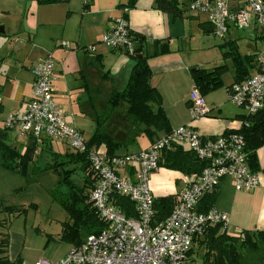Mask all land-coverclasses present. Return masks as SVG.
<instances>
[{"label": "crops", "instance_id": "1", "mask_svg": "<svg viewBox=\"0 0 264 264\" xmlns=\"http://www.w3.org/2000/svg\"><path fill=\"white\" fill-rule=\"evenodd\" d=\"M173 2L180 13L159 8L155 0H0V25L4 30L0 33V116L23 109L24 101L31 95L32 64L50 55L54 71L51 90L66 122L83 133L82 122L77 118L90 119L94 132L93 116L107 112L110 93L125 87L138 59L144 58L151 71L150 84L161 95L170 129L190 124L209 137L239 129L245 111L228 98L229 87L237 80L233 57L240 55L244 60L245 78L255 74L258 52L264 45V29L252 16L244 27L229 24L224 36H217L205 13L188 10L189 0ZM240 3L241 0H228L233 8ZM118 16L128 19L136 37L134 54L102 42L110 21ZM61 41L69 46L63 47ZM219 65L225 67L222 85L203 95L210 112L192 119L187 102L195 85L192 70ZM101 95L108 97L105 109L98 113L96 103ZM168 98L171 103L165 106ZM124 105L121 109L116 106L115 112L125 113L127 103ZM76 112L82 117L75 118ZM112 128L126 133L124 144L116 150L119 154L144 150L156 138L148 137L141 147L128 150V144L145 133L132 129L122 120L113 123ZM92 147L106 150L104 144ZM182 148L187 147L182 145ZM254 155V172L258 177L254 189H236L230 176L224 177L216 188L213 206L228 213L227 229H264V143L256 147ZM179 172L178 181L183 186L179 178L190 175ZM10 248L7 256L11 261L34 264L38 259L13 245Z\"/></svg>", "mask_w": 264, "mask_h": 264}, {"label": "built area", "instance_id": "2", "mask_svg": "<svg viewBox=\"0 0 264 264\" xmlns=\"http://www.w3.org/2000/svg\"><path fill=\"white\" fill-rule=\"evenodd\" d=\"M188 10L207 15L217 36H224L229 24L247 25L252 16L264 29V0H241L230 7L228 0H189ZM102 42L114 49L134 54L136 39L126 17L112 18ZM68 47L67 42H63ZM32 96L23 111L10 113L5 128L64 143L76 153H85L94 172L95 181L89 191L91 204L105 227L88 234L56 261L38 258L34 264H187L186 255L194 239L208 225L228 226V213L214 206L206 212L197 211L200 198L213 191L220 181L230 176L236 189L252 190L258 177L251 170L245 139L239 132L203 136L192 125L183 124L155 138L141 151L109 154L90 147L84 134L70 126L53 98V59L38 58L31 67ZM229 100L254 115L264 107V45L258 52V71L232 83ZM192 119L206 116L210 108L195 85L188 97ZM248 121H242L247 126ZM184 145L204 163L198 175L187 176L177 193V203L163 221L154 220V195L148 185L150 173L159 167L160 152L174 145ZM114 194L127 197L134 204L135 216H126L115 204ZM21 264V263H20Z\"/></svg>", "mask_w": 264, "mask_h": 264}, {"label": "trees", "instance_id": "3", "mask_svg": "<svg viewBox=\"0 0 264 264\" xmlns=\"http://www.w3.org/2000/svg\"><path fill=\"white\" fill-rule=\"evenodd\" d=\"M57 1V0H49ZM157 6L163 10L180 13V9L174 5L173 0H155ZM210 24V23H209ZM211 26V25H210ZM212 27V26H211ZM213 32V28H212ZM135 37V36H134ZM136 38V37H135ZM165 44L162 45V48ZM236 81L244 79L246 65L240 55H234ZM225 67L219 65L213 69L192 70L194 84L204 95L222 85L221 75ZM150 68L145 59H138L134 70L121 91H112L109 97V108L102 115L93 116L95 131L88 140V145L104 144L109 154H116V150L124 144L126 133L119 129L112 128V124L118 120L129 123L132 129L145 133L149 138L159 137L158 134H166L171 131L167 115L162 107L161 95L158 90L150 84ZM121 100L127 103L125 113L115 112V107L120 105ZM1 106V103H0ZM242 121H248V125H242L239 129L225 130V132H239L245 139V149L248 153V162L251 170L255 171L254 150L264 143V117L262 110L254 115L244 114ZM137 132V131H136ZM7 134L0 129V165L9 170L26 174V171L33 162L32 152L37 146L36 138L28 136L24 151L21 146L13 145L7 141ZM212 137V136H211ZM45 141L44 149L51 151L54 160L51 166L56 171L57 167L63 169V176L59 180V190L55 191L56 199L67 209L70 223L62 224V240L74 246L79 245L90 233H97L105 227V223L96 214L89 196L93 187L94 172L86 158L85 153H58L53 152L49 146V139ZM175 146V145H174ZM159 166L173 168L186 175H198L204 163L194 153L182 148L177 144L175 148H164L160 152ZM66 165H73L72 168H65ZM80 171L83 174V185L80 187L70 178L68 171ZM217 188V186H216ZM216 188L205 193L197 204V211L206 212L216 200ZM115 204L120 207L126 216H135L134 204L127 197L114 194ZM177 203V193L164 196H154V220L163 221L171 213ZM5 212L12 213L13 207H4ZM3 223L0 221V264H20L17 260L11 261L7 256L8 236L2 230ZM84 237L80 238V232ZM197 247H203V260L201 264H246L247 258L264 264V229L245 230L242 229L238 235H229L227 226L220 224L208 225L203 234L194 239ZM193 245L186 255L188 264H199L192 261L191 253ZM189 260V262L187 261Z\"/></svg>", "mask_w": 264, "mask_h": 264}, {"label": "rangeland", "instance_id": "4", "mask_svg": "<svg viewBox=\"0 0 264 264\" xmlns=\"http://www.w3.org/2000/svg\"><path fill=\"white\" fill-rule=\"evenodd\" d=\"M63 42L65 41H61V43ZM32 93L31 89L30 97ZM107 97V95H101V99H97L98 102L96 104L99 105L96 106V111L98 113L103 112L105 109ZM25 101L21 111L25 108ZM101 103H104V105ZM170 103L168 98L164 105L167 106ZM124 104L125 102H121L118 108H123ZM10 113L6 117L0 116V129L6 132L7 141L13 145H18L19 148L21 146L23 148L21 152H23L27 143V135L20 134L16 129L5 128V123ZM77 117L82 116L76 112L75 118ZM77 119L82 122L80 128H82L81 130H83L85 137L89 139L94 129L93 121L90 119L85 120L83 117ZM147 141L148 136L141 134L137 137L136 142L128 144V150L137 149ZM44 146L45 141H37V146L32 152L33 162L26 174L9 170L0 165V221L3 223L2 230L4 229L3 231L8 236L7 250L9 252L11 250L10 246L13 245V247L21 249L24 254L29 255L31 258H46L56 261L63 258L73 247L72 244L62 240V224L70 223L71 219L67 209L56 199L55 195L57 194L55 191L59 190V180L64 174L63 169L59 166L56 171H53L52 168L48 169L46 167L48 165L51 166L54 160L49 153L51 151L44 149ZM49 146L53 152L61 154L74 152L64 143L56 140H51ZM122 151L126 152L125 150ZM64 167L68 169L72 168L73 165ZM178 172L176 169L160 166L157 170L150 173L148 185L153 194L155 196H164L178 192L179 188L182 187L178 181ZM68 174L78 186L81 187L83 185V174L80 171H68ZM179 179L180 183H184L187 178L183 176ZM154 189L158 191H154ZM6 206H12L13 212H5L4 207ZM227 233L229 235H238L240 231L228 227ZM79 237L83 238L84 232L81 231ZM197 245L198 243L193 245L191 258L193 262L201 264L204 248H198ZM20 263L23 264V262ZM246 264L258 263L257 261L254 262L253 259L247 258Z\"/></svg>", "mask_w": 264, "mask_h": 264}, {"label": "water", "instance_id": "5", "mask_svg": "<svg viewBox=\"0 0 264 264\" xmlns=\"http://www.w3.org/2000/svg\"><path fill=\"white\" fill-rule=\"evenodd\" d=\"M3 31V27L0 25V33H2Z\"/></svg>", "mask_w": 264, "mask_h": 264}]
</instances>
